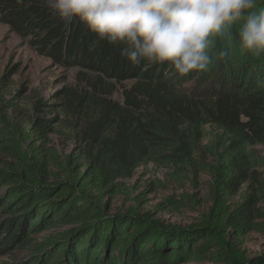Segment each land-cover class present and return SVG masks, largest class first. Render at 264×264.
Instances as JSON below:
<instances>
[{
	"label": "trees",
	"instance_id": "trees-1",
	"mask_svg": "<svg viewBox=\"0 0 264 264\" xmlns=\"http://www.w3.org/2000/svg\"><path fill=\"white\" fill-rule=\"evenodd\" d=\"M262 6L264 0H258L257 10ZM0 23L63 66L118 83L136 81L134 90L147 99V107L158 108L152 120L178 161L195 165V143L208 138L205 129H215L204 146L208 161L200 165L210 178L211 206L199 222L179 227L133 208L113 211L112 198L123 192L119 180L131 178L149 154L137 102L127 103L131 110L121 107L96 95L95 85L94 92H64L58 111L82 114L87 123L65 156L47 147L42 136L58 120L42 126L33 119L25 127L0 112V143L10 144L12 156L0 168V216H8V231L20 228L14 246L37 214L40 224L66 229L32 247L34 264L54 253L52 264H264V255L249 258L245 248L251 234L264 237V179L255 150L264 144V55L233 52L226 59L219 54L225 48L221 41L213 56L235 66L232 85L220 82L211 97L189 99L170 88L164 68L134 66L119 46L94 43L83 25L53 17L44 0H0ZM219 67H225L222 61ZM0 238L4 245L5 235Z\"/></svg>",
	"mask_w": 264,
	"mask_h": 264
},
{
	"label": "rangeland",
	"instance_id": "rangeland-1",
	"mask_svg": "<svg viewBox=\"0 0 264 264\" xmlns=\"http://www.w3.org/2000/svg\"><path fill=\"white\" fill-rule=\"evenodd\" d=\"M225 67L220 68L219 62ZM229 60L213 56L210 70L198 75L178 78L163 70V76L176 94L196 97H211L220 82L232 85V76L237 75L235 66L227 64ZM230 69L232 72L227 71ZM243 76L244 74H239ZM247 77V76H246ZM239 78V81H243ZM249 78L244 80L248 83ZM258 81V80H257ZM3 82V83H2ZM231 83V84H230ZM136 81L118 83L114 80L101 78L80 68H68L54 60L50 54H43L28 44L27 39L14 32L8 25L0 23V112L10 122L28 127L36 120L42 126H47L45 120H58L48 124L44 137L47 147H53L62 156L70 154L74 149V139L79 128L86 127L82 114L63 115L58 111L62 104L61 95L69 91L78 93L94 92L101 98L109 99L121 107L127 103L137 102V113L146 124L144 140L147 139L149 154L135 174L129 179L119 180L123 192L112 198L114 213L127 211L131 208L142 214L151 213L154 220L179 227H189L208 212L211 206L209 177L200 167L203 161H208L203 153L204 146L209 143L210 134L215 129H205L207 139L195 143L197 154L193 157V166L176 160L173 156V146L157 129V107L149 108L147 99L136 92ZM264 84V82H261ZM99 90H101L99 92ZM212 92L207 94L209 91ZM129 100V101H127ZM48 103L47 108L37 106ZM131 110V106L128 107ZM151 119V122L144 120ZM51 130V131H50ZM10 144L0 143V168L4 162H11ZM6 147L7 150H3ZM260 157L261 167L258 169L264 179V144L255 148ZM10 153V154H9ZM37 214L29 218L24 235L14 246L12 242L20 233L19 226L11 231L6 229L8 216L1 213V236L5 235L3 243L0 240V264H34L33 246L42 243L44 238L57 236L66 228L48 227L40 224ZM6 217V218H5ZM46 227H48L46 229ZM10 237V238H9ZM9 238V240H7ZM1 239V238H0ZM7 240V241H6ZM249 258L264 255V237L251 234L245 243ZM7 250V251H6ZM33 256V257H32ZM57 254H51L44 264H52ZM182 264H211L207 262H186Z\"/></svg>",
	"mask_w": 264,
	"mask_h": 264
},
{
	"label": "clouds",
	"instance_id": "clouds-1",
	"mask_svg": "<svg viewBox=\"0 0 264 264\" xmlns=\"http://www.w3.org/2000/svg\"><path fill=\"white\" fill-rule=\"evenodd\" d=\"M53 17L79 23L94 43L120 47L134 66L178 78L210 70L213 52L264 55V6L258 0H44Z\"/></svg>",
	"mask_w": 264,
	"mask_h": 264
}]
</instances>
